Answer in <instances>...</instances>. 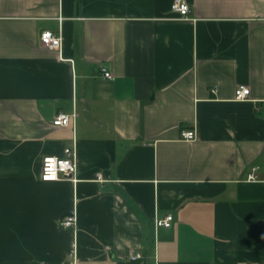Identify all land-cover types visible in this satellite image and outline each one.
Returning <instances> with one entry per match:
<instances>
[{
    "label": "crops",
    "instance_id": "crops-1",
    "mask_svg": "<svg viewBox=\"0 0 264 264\" xmlns=\"http://www.w3.org/2000/svg\"><path fill=\"white\" fill-rule=\"evenodd\" d=\"M186 1L0 0V264H264V0Z\"/></svg>",
    "mask_w": 264,
    "mask_h": 264
},
{
    "label": "built area",
    "instance_id": "built-area-1",
    "mask_svg": "<svg viewBox=\"0 0 264 264\" xmlns=\"http://www.w3.org/2000/svg\"><path fill=\"white\" fill-rule=\"evenodd\" d=\"M172 11L177 14L179 18L188 19L191 11L190 5L186 0H173ZM40 40L42 44L48 48L59 49L62 46L63 38L61 34H57L52 30H44L40 34ZM104 77L114 79V74L107 67L100 68ZM216 87L212 91H216ZM250 96V88L246 85H239L235 90L236 100H247ZM76 116V113L73 114ZM72 116L63 112L56 114L54 118V125L65 126L70 124ZM197 137L195 130L186 129L182 131V138L192 141ZM78 163L77 152L74 147L68 146L64 149L63 156H45L42 163L41 179L44 181H58L61 179H72L77 181ZM97 180L103 181V175L99 172L96 176ZM248 179L256 181L258 176L255 172L249 174ZM174 221V215L169 213L164 217H158L155 220L156 227L169 228ZM77 214L75 212L65 215L60 225L63 228H75L77 226ZM73 256L70 253V256ZM142 257L140 252H133L130 255L132 260H137Z\"/></svg>",
    "mask_w": 264,
    "mask_h": 264
}]
</instances>
